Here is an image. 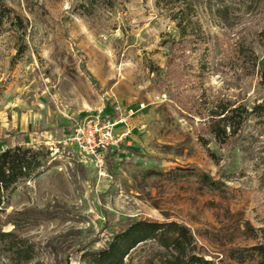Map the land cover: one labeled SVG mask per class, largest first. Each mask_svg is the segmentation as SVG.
I'll return each mask as SVG.
<instances>
[{"label": "rangeland", "instance_id": "obj_1", "mask_svg": "<svg viewBox=\"0 0 264 264\" xmlns=\"http://www.w3.org/2000/svg\"><path fill=\"white\" fill-rule=\"evenodd\" d=\"M263 51L264 0H0V153H48L0 206V264H91L127 221L168 226L191 264H258L264 126L243 118ZM116 107L133 115L100 167L70 138ZM123 254L177 258L152 238Z\"/></svg>", "mask_w": 264, "mask_h": 264}, {"label": "trees", "instance_id": "obj_2", "mask_svg": "<svg viewBox=\"0 0 264 264\" xmlns=\"http://www.w3.org/2000/svg\"><path fill=\"white\" fill-rule=\"evenodd\" d=\"M181 30L184 31L185 29L182 28ZM190 41L191 40L187 39L182 34L179 45H188L191 43ZM171 62L172 59H167V67H169V69ZM257 67L259 83L261 86H264V59ZM167 72H169V70H167ZM169 74H171V71ZM172 77L173 74L171 78ZM237 112V110H232L228 117H226L227 121L230 123V127L231 125H234L236 117H240ZM249 118L257 124L264 126V99L254 104L249 112H244L243 122H247ZM212 133L215 137L220 136L217 125L213 126ZM109 150L110 148H108L107 151ZM117 153L118 152L115 151L111 155L115 156ZM111 155L108 154L106 159L108 160L109 157L111 159ZM47 156V152L44 153L25 149L19 144H16L13 147H7L6 150L0 153V206L5 197L13 192L18 183L29 180L38 169H41L44 166V160ZM36 175L37 174H35V176ZM166 227L168 226L127 221L114 232V241L110 242L106 248L99 251L93 258L91 264H121L123 259L122 254L125 253L126 250H131L137 244L151 238L158 242L161 247L170 249L173 254L177 256L175 259L176 264H191V260L187 262L183 261L185 256L183 250L178 244L179 235L173 238L170 244L163 242V229ZM171 227L176 228L175 225H172ZM257 251L260 255V261L258 264H264V248H258ZM196 261L198 262V260Z\"/></svg>", "mask_w": 264, "mask_h": 264}, {"label": "built area", "instance_id": "obj_3", "mask_svg": "<svg viewBox=\"0 0 264 264\" xmlns=\"http://www.w3.org/2000/svg\"><path fill=\"white\" fill-rule=\"evenodd\" d=\"M144 105H140L143 109ZM133 115V109L127 107L121 109L114 108V114L110 118H101L100 116H87L79 121L74 127L72 137L70 138L71 145L76 144L92 156L97 164L103 165L102 155L113 144V131L115 128L127 121V117Z\"/></svg>", "mask_w": 264, "mask_h": 264}]
</instances>
